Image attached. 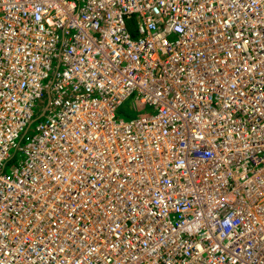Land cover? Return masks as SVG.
<instances>
[{
  "label": "built area",
  "instance_id": "built-area-1",
  "mask_svg": "<svg viewBox=\"0 0 264 264\" xmlns=\"http://www.w3.org/2000/svg\"><path fill=\"white\" fill-rule=\"evenodd\" d=\"M0 264H264V0H0Z\"/></svg>",
  "mask_w": 264,
  "mask_h": 264
},
{
  "label": "trees",
  "instance_id": "trees-1",
  "mask_svg": "<svg viewBox=\"0 0 264 264\" xmlns=\"http://www.w3.org/2000/svg\"><path fill=\"white\" fill-rule=\"evenodd\" d=\"M128 104V103H127ZM125 104L122 109H121V116L124 118H135L137 117L139 114L143 113V111H145V108L143 107H138V106H127ZM141 109V110H140ZM123 110V111H122Z\"/></svg>",
  "mask_w": 264,
  "mask_h": 264
},
{
  "label": "rangeland",
  "instance_id": "rangeland-1",
  "mask_svg": "<svg viewBox=\"0 0 264 264\" xmlns=\"http://www.w3.org/2000/svg\"><path fill=\"white\" fill-rule=\"evenodd\" d=\"M132 28V27H131ZM133 35L135 36V34H134V31H133ZM127 104V103H126ZM127 106H130V103H128L127 105H126V107ZM36 124V123H35ZM14 150L11 152V155H14ZM20 159V154L18 153V154H15L14 155V158H13V162L11 163V165L12 164H14V163H16L18 160ZM6 172H10V170H9V168L7 169V171Z\"/></svg>",
  "mask_w": 264,
  "mask_h": 264
},
{
  "label": "bare ground",
  "instance_id": "bare-ground-1",
  "mask_svg": "<svg viewBox=\"0 0 264 264\" xmlns=\"http://www.w3.org/2000/svg\"><path fill=\"white\" fill-rule=\"evenodd\" d=\"M140 110H141V109H140ZM122 111H123V110H122ZM143 112H144V111H143ZM169 161H170V159H169ZM85 234L87 235V234H89V232L86 230ZM90 236H91V235H90ZM89 243H91V241H90ZM88 248H90V247L84 246V248H82V249H85L84 251H86V252L88 253V250H87ZM93 248H94V247H93ZM93 248H90V249H93ZM91 253H92V254H96V252H92V251H91V252H89V255H90Z\"/></svg>",
  "mask_w": 264,
  "mask_h": 264
}]
</instances>
